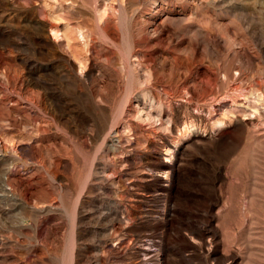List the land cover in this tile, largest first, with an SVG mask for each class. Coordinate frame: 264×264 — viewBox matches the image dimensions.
Segmentation results:
<instances>
[{
  "label": "rangeland",
  "instance_id": "1",
  "mask_svg": "<svg viewBox=\"0 0 264 264\" xmlns=\"http://www.w3.org/2000/svg\"><path fill=\"white\" fill-rule=\"evenodd\" d=\"M0 264H264V0H0Z\"/></svg>",
  "mask_w": 264,
  "mask_h": 264
},
{
  "label": "bare ground",
  "instance_id": "2",
  "mask_svg": "<svg viewBox=\"0 0 264 264\" xmlns=\"http://www.w3.org/2000/svg\"><path fill=\"white\" fill-rule=\"evenodd\" d=\"M52 34H53V35H58L57 30L52 31ZM60 35H61V37H64V38L66 39V41H67L66 45H67V44L69 45V41H68V39H70V34H69L68 29H67V28H64L63 30H61V31H60ZM68 45H67V46H68ZM131 64H132V63H131ZM132 68H134V66H133ZM132 71L136 74L137 69H132ZM143 74H144V77H147V76H148V75L146 76L145 73H143ZM11 149H12V148H11Z\"/></svg>",
  "mask_w": 264,
  "mask_h": 264
}]
</instances>
